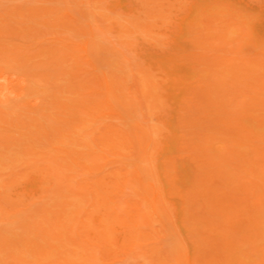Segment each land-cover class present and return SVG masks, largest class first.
I'll return each instance as SVG.
<instances>
[{
    "label": "bare ground",
    "instance_id": "6f19581e",
    "mask_svg": "<svg viewBox=\"0 0 264 264\" xmlns=\"http://www.w3.org/2000/svg\"><path fill=\"white\" fill-rule=\"evenodd\" d=\"M60 1L0 12V37L50 29L0 46V264H113L145 245L136 264H264L258 0H140L122 21L125 0L79 16ZM111 27L132 56L100 41Z\"/></svg>",
    "mask_w": 264,
    "mask_h": 264
},
{
    "label": "rangeland",
    "instance_id": "374dc122",
    "mask_svg": "<svg viewBox=\"0 0 264 264\" xmlns=\"http://www.w3.org/2000/svg\"><path fill=\"white\" fill-rule=\"evenodd\" d=\"M79 0H71V5L73 6V9H74V12H75V14L77 15V16H79V13L77 12V9L79 10V8H82L83 10H86V11H94L95 12V14H96V12L98 13L99 11H105V12H107V13H111V14H113L112 12H110L108 9H106V6H107V4H109L110 3V1H112V2H115V0H104L103 2H98L97 0H91V2H88V0H86L87 1V3H77ZM140 0H125L124 1V3H127V6H125L124 8H122V9H116V13H119L121 16H120V19H121V21L122 20H125V19H123V17L124 18H128V14H130L129 13V8H131L132 7V5L135 7V6H137V4H139L140 2H139ZM246 2L245 3H247L248 1L247 0H245ZM258 2H261V4H262V7H258L257 5L259 4V6H261V4L260 3H257ZM248 3H250V2H248ZM255 4V5H254ZM15 5H22V6H25V7H40V6H46V5H61V6H64V3L63 2H61L60 0H58L57 2L56 1H50V0H45V1H43V0H0V12L2 13V14H4V9H12V7H14ZM254 6L255 8H256V10H259V9H262V10H264V0H258V1H252V3H250L249 4V6ZM250 6V7H251ZM257 6V7H256ZM24 7V8H25ZM251 8H253V7H251ZM255 10V11H256ZM262 10H260L261 12H262ZM259 11V12H260ZM113 15H117V14H113ZM97 18H98V23L99 24H101L103 27H106V28H108V23L107 22H105V21H103L100 17H98L97 16ZM14 19H16V16H12V18H9V21L10 22H12V23H14V24H16L15 22H14ZM90 19V18H89ZM91 19H93V17H91ZM176 21V20H175ZM171 22V21H170ZM175 23V22H174ZM174 23H173V25H170L169 26V28H168V26H166V30H168V32H167V34H166V31L164 30L165 28V26H163V28H161V30H163V31H165V32H163V35H164V33H165V35H167V38H169L168 36H170L171 35V31L174 29V27H175V25H174ZM173 26V28H171ZM37 27L41 30V33H40V35H37L35 38L32 36V34H29L30 36H28V37H26V38H23V37H19V38H13V39H6V38H4V37H0V46H4V44H6V42H8V41H11L12 43H17V44H21L22 46H25V45H27V46H31V47H37L38 45V42L40 43L41 41L40 40H42V39H44V38H46V37H48L49 36V34L47 33L48 32V30H50V29H48L46 26H44V25H42V24H40V25H37ZM119 31L117 30V27H111V30H109V31H106V32H104V33H102V32H99L97 35H98V38L100 39V41L102 42L103 41V43H104V45L105 46H109V45H111V47L112 46H116V47H120L119 49H123L124 51H125V53L128 55V56H132L133 54H134V52H132V51H130V50H128L126 47H124V46H121V45H119L120 43H117L118 42V40L120 39L118 36H119ZM72 34H73V31H72V33H71V30L70 31H68V30H65L64 31V33H63V36H71V37H68V38H70V39H75V38H79V37H73L72 36ZM75 34V33H74ZM73 34V35H74ZM51 36V35H50ZM53 36H54V34H53ZM75 36V35H74ZM77 36V35H76ZM161 36V35H160ZM172 36V35H171ZM81 38V37H80ZM164 38H166V37H164ZM163 38V39H164ZM129 39V38H128ZM170 39V38H169ZM80 40V39H79ZM139 40H142L141 39V35L139 36ZM77 41V40H76ZM166 41V40H165ZM169 41V40H168ZM37 45V46H36ZM140 46H144L143 44L142 45H140ZM26 47V46H25ZM144 47H146V45L144 46ZM148 47V46H147ZM1 48V47H0ZM37 51V49L35 50V52ZM38 51H39V48H38ZM43 55V54H42ZM41 55V56H42ZM45 55V54H44ZM41 56H38V57H36V58H39L40 57V59L42 58ZM43 58H45V56H43ZM42 58V59H43ZM36 60V59H35ZM39 60V59H38ZM152 61V60H151ZM151 61L149 60L148 62L151 64V66L153 65L152 63H151ZM1 65H4V63L2 62H0V66ZM8 71H10V72H12V73H15L16 75H18V76H20V77H22V78H24L26 75V68H24V67H17L16 69H13V70H9V69H7ZM155 70V69H154ZM157 71H158V69H157ZM154 72H156V71H154ZM153 72V73H154ZM157 73V72H156ZM14 74V75H15ZM156 75H158V74H156ZM29 76V75H28ZM25 78H28V77H25ZM32 80H30L29 82H31ZM34 82V81H33ZM32 83V82H31ZM60 83V82H59ZM31 85V84H30ZM63 86V84L62 85H60V87H62ZM64 94H66V93H64ZM34 95V94H33ZM40 96V95H39ZM45 96V95H44ZM33 97H36L35 95L34 96H31V95H29V96H27V99L26 100H28V101H31V100H33L32 98ZM178 97H182V95L180 96H178ZM38 98V97H37ZM45 98H46V96H45ZM38 99H42V98H38ZM46 101V100H49V98L47 97L46 99H43L42 100V102L43 101ZM19 101V100H18ZM16 102V101H15ZM12 104H13V102H11ZM8 105H0V107L1 108H4L5 110H7V108H8V110H9V107H7ZM19 107V106H18ZM27 109H29V108H27ZM27 109H24V110H22V111H24V112H26V111H28ZM16 110H18L17 108H16ZM51 111H54V109L53 110H51ZM153 121H155V120H153ZM152 120H151V122H153ZM159 125H160V123H159ZM17 135V134H16ZM44 141V140H43ZM45 146V145H44ZM2 147L0 146V150L2 151L3 150V148L1 149ZM50 148H51V146H46L45 147V149L46 150H50ZM44 149V150H45ZM4 151V150H3ZM17 151V148L15 149V147H13L12 149H11V151L10 152H8L9 153V155H13V153H15ZM7 154V153H6ZM30 156V155H29ZM31 156H32V154H31ZM27 158H28V156H27ZM26 158V159H27ZM30 158V157H29ZM6 161V160H5ZM21 161H23V160H19L18 162H19V166H17L18 165V163H17V165H16V167H14V170H16L17 172H19V173H25L26 172V169H25V165H22L21 164ZM8 169H5V171H7ZM6 176V175H5ZM26 176H28V175H26ZM29 178H31V177H29ZM26 179V177H24V178H21L20 180L23 182V180H25ZM36 179V178H35ZM29 181V180H28ZM22 182H18V184L16 185L17 187L16 188H22L21 189V191L19 190V189H14L15 191H11L12 192V197L13 198H16L17 196L15 195V193L17 194L18 193V196L22 199H27V195H25V194H27V193H34L37 189H39L40 188V183H38L37 182V180H35V181H32V179H30V182H28L27 184H25V183H22ZM24 185H28L27 187H26V189H27V191L25 192V190L26 189H24L25 187H24ZM13 190V189H12ZM23 190V191H22ZM10 192V193H11ZM24 192V193H23ZM20 194V195H19ZM23 194V195H22ZM39 195V194H38ZM24 200V201H25ZM36 200H39V196H36ZM19 215H21V214H19ZM23 216V215H22ZM18 217H20V216H18ZM15 230V231H14ZM19 230L21 231V229L20 228H16V227H13L12 228V231H14V232H19ZM10 233V232H9ZM8 234V233H7ZM11 234V233H10ZM10 234H8L9 236H10ZM144 246V245H143ZM149 248H151V245H149V246H144V247H142V248H136L137 250H136V253L133 255V253H132V256L131 255H125L124 257H121V258H119V260H117L116 262H114L113 260H111L110 262H113V264H136V263H139V261H140V263L141 262H146L148 259L146 258V256H147V254H152V251L149 249ZM139 249H143V250H145V251H148V250H150L149 251V253L147 252L146 254H143L142 255V253H140V256L141 257H139V254L137 255V253L140 251ZM138 251V252H137ZM151 252V253H150ZM2 254V253H1ZM145 255V256H144ZM129 256V257H128ZM149 256V255H148ZM136 257V258H135ZM145 260V261H144ZM136 261V262H135ZM134 262V263H133Z\"/></svg>",
    "mask_w": 264,
    "mask_h": 264
}]
</instances>
